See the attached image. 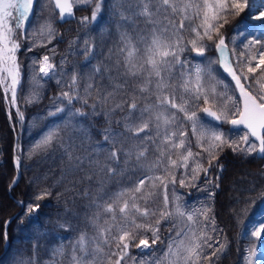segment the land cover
<instances>
[{
    "label": "snow or ice",
    "instance_id": "6c2138e0",
    "mask_svg": "<svg viewBox=\"0 0 264 264\" xmlns=\"http://www.w3.org/2000/svg\"><path fill=\"white\" fill-rule=\"evenodd\" d=\"M54 2L59 9L61 21L66 17H74L72 0ZM75 2L79 3V0ZM85 2L91 4L93 0ZM33 7L34 0H0V87L3 88L6 100L10 93L9 103L14 107L17 106L18 88L22 90V66L18 53L24 46V30L31 29ZM112 7L118 9L117 14L122 21L143 17L152 25L148 36H139L136 42L126 31L119 32L120 45L115 53L110 50V55L122 58L116 61V67L118 70L123 69L125 80L123 83H114L113 91L100 96L97 101L100 104L114 102L113 107L105 113L108 116L117 110L124 111L127 105V115L123 118L124 133H112L108 129L105 134V141L114 147L108 159L117 164V168L100 165L99 161L91 160L88 156L73 155L71 149L75 138L69 135L66 141L60 135L62 127L86 132L82 125H78L79 119L97 114V105H88L94 84L89 82L81 95L75 74L71 82L64 85L69 90L54 98L53 107L48 112L49 117H60L61 120L41 134L37 145L47 148L54 142L59 143L69 161V168L64 175L82 171L85 163L95 166L98 169L97 175H101V186L89 205L96 210L91 222L97 228V236L88 239L82 234L79 237L73 245L71 264H122V261L127 264V259L134 260L129 256L130 246L139 249L141 253L152 252V246L160 240L161 223H171L174 218L178 224L173 223L169 231L175 234L170 235L166 250L155 260V264H215L213 257L218 259L226 245L212 235L221 231L216 226L212 209L201 204L186 210L185 205L180 203V196L175 194V189L177 183L180 187H195L201 173L209 177L213 161L218 159V152L225 146L234 152L264 153V45L258 51H253V45L261 44L257 36L246 45L248 54L241 52L237 57L235 48L229 49L221 31L228 24L229 16H238L247 10V19L240 21L233 30V43L237 36L246 38L255 35L252 29L264 28V4L257 6L255 0H114ZM101 13L102 3L97 0L91 19L83 17L80 23L84 26L95 24ZM185 32L189 34L187 39ZM40 34L49 38L54 35L51 22L41 27ZM209 42L215 46V60L205 57V52L210 50ZM85 45L86 58H94L87 40ZM33 47L35 45L27 46L26 50L32 51ZM186 52L194 53L195 57L203 58L206 62L184 55ZM37 63L41 75L39 79L35 75L32 77L34 89L26 103L39 101L40 96L35 88L40 86V80L57 75L56 65L51 63L48 55L39 61L33 59V71ZM221 69L230 78L228 83L218 78ZM100 72V67L94 68L95 74ZM128 78L139 81L131 92L125 91ZM109 80L113 78L109 77ZM57 83L61 81L57 80ZM256 84H260L258 89ZM221 87L223 91H218ZM137 92L141 95L147 93L154 100L141 108L137 103ZM229 92L233 95H229ZM236 92L238 97L235 96ZM119 93H123L125 98L117 101ZM221 97L228 103L213 110ZM74 101L82 102L92 111L86 113L82 109L73 110ZM201 102L204 106L199 111L210 118L207 123L194 110ZM17 116L20 121L24 120V114L18 107ZM223 123L232 125L234 129L245 130L239 136V141L226 138L220 128ZM186 125H190L196 146L201 151L193 152ZM141 133L144 135L141 136ZM125 136L136 143L126 152L115 149V145L121 142L118 137ZM250 137L258 145L250 141ZM241 144L246 147L241 148ZM100 150L99 147L94 149L97 153ZM150 151L154 153L152 160L148 159ZM120 155L135 157L138 174L135 178L129 177L130 186L120 187L115 192H104L106 181L103 177L111 179L123 176L128 171L126 168L119 169ZM204 159L207 160V167L202 162ZM16 163L19 166V158ZM180 170L183 171L177 180L176 173ZM84 179L91 180L92 175H86ZM207 183L210 184L211 179ZM169 185L173 192L171 209ZM158 189L163 192L162 206H153ZM66 191L72 189L66 188ZM76 194L84 197L90 195L87 189ZM46 195H51V192L45 190L35 199L41 200ZM259 200H264V193L258 200L251 201L253 208ZM38 209L39 204L28 205L26 215L31 216ZM246 211L250 209L239 210ZM101 218H104L103 225L98 223ZM60 227L65 225L61 224ZM246 227L256 241L264 240V219ZM149 232L151 243L147 236ZM4 236L7 244L6 232ZM213 244H219V247L207 254L206 249H212ZM105 248L108 250L105 251ZM55 254L63 255V247L55 249ZM257 256V251L249 248L244 259L247 264H264V259H254ZM13 264L30 262L27 258L21 260L13 257ZM139 264H147V261L142 259Z\"/></svg>",
    "mask_w": 264,
    "mask_h": 264
},
{
    "label": "trees",
    "instance_id": "16d2710c",
    "mask_svg": "<svg viewBox=\"0 0 264 264\" xmlns=\"http://www.w3.org/2000/svg\"><path fill=\"white\" fill-rule=\"evenodd\" d=\"M37 1H34L33 12L34 8L35 11L38 10L36 5ZM96 2L97 0H93L91 4H86L84 8H75L74 17L67 21L61 23L57 21L56 26L61 38L57 37L54 39L48 45H52L51 49L46 52L43 51L44 47L40 48L36 45L32 48V51H27L26 47L32 46L33 44L30 45L31 40L23 36L24 46H22L21 51L18 53V59L22 66V90L18 88L17 91V100L19 99L17 101V107L21 112L25 110L23 112V114L25 113L23 121L19 120L16 112L17 107L15 108L14 106L9 107L8 112L10 117L7 116L8 112L0 88V264H13V257L21 260L27 258L30 264H71L70 255L73 251V245L76 244L79 237L82 234L88 239L97 236V228L91 222L96 210L89 205L92 203L93 197L97 195V190L101 186V175H97L98 169L95 166H89L85 163L82 171L78 170L74 173L64 175L69 168V161L59 143L54 142L47 148L37 147L41 139V134L49 127H52L55 122L61 120L60 117H53L52 120V117L48 116L47 107L50 108V104L53 105L54 98L58 97L63 91H66L65 87L59 85L52 78L42 79L43 86L39 93V101L36 103H26L30 89L29 78L31 76L32 66L30 62H32V59L37 54L49 56L53 54L52 58L54 57L55 60L65 57L69 61L74 62L78 80H81L80 73L85 72L87 79L95 87L97 86L93 90L99 94L96 96V93L92 91V95L88 97V105H97V114L87 119L80 118L78 121V125H82L87 130L86 132L89 133V136L94 139L95 143L91 151L95 155L91 157L81 153V146L77 137L79 133L77 131H72L71 128L63 129L62 127L60 135L66 141L69 135L75 138L73 148L71 149L73 155L80 156L81 154V156H88L91 160L99 161V164L117 168V164L111 160L109 161L108 159L109 164L105 161L106 156H109V153L114 150V147L111 143L105 141V136H102V132L115 126L116 121L114 120L118 116V111L113 113L115 116L113 114L111 116L105 115L111 108L104 109L103 106L97 103V99L107 92L113 91L114 83H123L125 80V76L122 75L123 69L118 70L116 67V61L122 58L116 55H110V50L111 53H115L117 47L120 45L119 32L126 31L133 37V41L136 42L140 35L148 36L152 25L143 17H133L132 21L127 22L122 21L121 17L117 14L118 9L112 7L114 0H100L102 3V13L98 21L95 24L88 23L86 26L82 25L80 23L81 18L87 16L89 20L91 19L92 10ZM255 3L259 6L264 4V0H255ZM247 15L246 10L238 16H229L228 24L221 30L223 35L227 37L229 49L235 48L237 57L240 56L241 52H245L246 55L248 54L246 45L257 36L260 38L261 44L253 45V51H258L261 45H264V35H260V33H264V28L259 27L252 29L255 35H248L246 38L237 36L235 43H233V30L240 21L247 19ZM176 22L178 24L179 18L176 19ZM118 25H122V27L118 28ZM184 35L186 39L189 37L187 32ZM74 37L83 41L84 51L86 47L85 40L88 41V46L91 47L94 58H86L84 52L73 55L63 54L65 53V50L63 51L64 43H67L69 39ZM209 43L210 50L205 52V57L215 60L217 57L215 46L211 42ZM184 55L191 56V53L188 54L187 52ZM203 61L206 62L204 59ZM95 67L101 68L99 74L94 73ZM109 77H112L113 80H109ZM218 78L223 79L225 83L230 81V78L222 70H220ZM136 83H139V81L128 78L125 91L131 92ZM255 87L258 89L260 84H256ZM229 93L233 95V93ZM136 95L137 103L141 108L154 100V97L148 96L147 93L141 95L137 92ZM117 96L118 100L125 98L123 93H119ZM203 106L201 102L199 107L194 109L197 110L201 119L202 116L199 108ZM75 109H82L86 113L92 111L90 107L83 105L82 102L74 101L73 110ZM124 110H127V105H125ZM180 115L182 116V114ZM35 117L40 123H38ZM223 126L226 127V124H223ZM186 127L189 129L192 148L196 152L197 146L193 145L196 143V138L191 134L190 125H186ZM119 128H122V125ZM16 129H18L17 132ZM15 132L18 135L14 140ZM227 138L232 140L231 136ZM118 139L122 142L125 138L118 137ZM97 147L101 149L99 153L94 151ZM13 148H15V158H19L20 161L18 166V179L15 183H13V178L16 173L12 162ZM115 149H118V143L115 145ZM122 149L125 152L128 151V147L124 146ZM198 150L201 151L200 148ZM131 160H135V157L128 158L120 155L118 167L119 169L126 168L128 171L123 176H116V178L115 176L111 179L103 177L106 181L103 188L104 192H115L120 187L130 186L131 180L129 177L135 178L138 174L136 172L132 173ZM205 160L202 162L208 165L207 160ZM180 172L177 171L176 174ZM240 173L246 174V179L241 180L238 185H234V191L228 196L230 192V176ZM86 175H92V179L85 180L84 177ZM62 176L63 179L61 180ZM201 178L202 180L213 178V185H210L211 187L209 188L212 194L209 207L212 209V215L214 214V217L216 216L215 220L218 222L216 223L219 230H221L220 235L226 244V250L219 256L221 259L219 257L215 259V264H236L241 254L244 255L247 251L249 243L246 235H242L241 227L250 211L239 212V210L242 208L253 209L251 201L258 200L259 196L264 193V157L256 158L254 155L245 156L240 151L234 152L231 148L225 146L222 151L218 152V159L213 161V167L210 169L209 177L206 178L202 174ZM57 181H60V183H57ZM66 188H71L72 191H66ZM85 189L90 194L88 197L76 194L77 192L82 193ZM45 190L51 192V195H46L43 199L36 200L35 197ZM162 200L163 192L162 189H159L155 197V201H157L155 206H162L160 204ZM260 201H258L255 207L258 206ZM30 204H39L38 211L31 214V216L26 215L27 207ZM238 212L239 215L237 216ZM14 213H16L14 218L4 226L5 220ZM98 223L103 225L104 218H101ZM61 224L65 225V227H60ZM164 229L165 223L162 222L160 236L163 234ZM4 232L7 233V244L5 242ZM147 236L149 242H151V233H147ZM61 247L64 249L63 255L55 254V249ZM66 250L68 252L70 251V255ZM107 250L105 248V251ZM261 250L264 251V248H261ZM129 252H133V246H130ZM77 254L79 255V253ZM68 256L69 259L67 258ZM258 259H264V255H259Z\"/></svg>",
    "mask_w": 264,
    "mask_h": 264
},
{
    "label": "rangeland",
    "instance_id": "374dc122",
    "mask_svg": "<svg viewBox=\"0 0 264 264\" xmlns=\"http://www.w3.org/2000/svg\"><path fill=\"white\" fill-rule=\"evenodd\" d=\"M72 2H73L74 9L77 8V7L78 8H82V7L86 6V4H87L85 2V0H79V3H76L75 0H72ZM36 5H37L38 10L35 11V8H34V12H33V15H32L33 16V20L31 22V29H30V31H28L27 29L24 30V37L29 38V40H31V44L30 45L33 44V45H36L37 47H40V48L44 47L43 51L46 52V51L51 49L52 45L51 46H48V45L51 42H53L54 39H56L57 37L61 38L60 37V32H59V30L57 29V26H56L57 14L53 10L51 0H38ZM34 13H35V15H34ZM46 22H51L52 28L54 29V35L51 38H49L47 35H41L40 34L41 27ZM225 38H227V37H225ZM263 40H264V37H263ZM73 41H75V43H73ZM226 43H227V39H226ZM53 46H54V44H53ZM64 50H65V53H63V54H65V55L81 54V53L84 52L83 41L81 39L77 38V37L71 38V39H69L67 41V43L66 42L64 43L63 51ZM52 55L53 54H51L50 56L48 55V56L50 58L51 63L56 65V72H57V75L53 76L52 79L55 82H57V80H60L61 83H58V84L63 86V87H65V90L68 91L69 88L67 86H64V85L66 83H70L71 82L72 76L74 74L77 76V72H76V69H75V64H74V62L69 61L65 57L58 58V59L55 60L54 57L52 58ZM43 56H44L43 54H40V55L37 54L34 59H37L39 61L40 59H42ZM195 59H197V58H195ZM201 59L198 58L197 60H199L201 62H204L203 59L202 60ZM62 60L64 61L63 64H61ZM32 61H33V59H32ZM30 65H32V62H30ZM38 68H39V64L38 63L35 66V71H33V66H31V76L29 78L30 79L29 80V86H30L29 93H31L33 91V89H34L32 77L35 75L39 79V77L41 75V74H39ZM80 74H81V80H78L79 81V89H80L81 95H83V90H84L85 86L90 81L87 79L85 72L80 73ZM233 85H234V82H233ZM42 86H43V80H40V86H37L35 88V90L38 93H40V90L42 89ZM0 88H1V91H2V94H3V101L5 102V107H6L7 112H8L9 107L12 106L9 103L11 95L9 93L8 94V100H6L3 88L2 87H0ZM218 91H223V88L222 87L219 88ZM229 95H230V93H229ZM113 103L114 102H108V103H104V104H100L99 103V104H100V106H103L104 108L107 109L111 105H113ZM226 103H228V102L223 97L219 98L217 100V104L213 108V110H217L218 108L223 107L224 104H226ZM52 107H53V105L50 104V108L47 109V113L49 112V110ZM112 107L113 106H111L110 108H112ZM229 107H230V105H229ZM117 111H118V116L115 118V120H116V122L114 124L115 126L111 127L110 129H111L112 133H124L125 130H124V126H123L124 125L123 118H124V116L127 115V110H124L121 113H120V110H117ZM7 116L10 117L9 116V112H8ZM137 116H138V113H137ZM201 116H202V114H201ZM202 121H204L205 123L208 122V120L204 119L203 116H202ZM137 122H139V121H137ZM223 124H226V127H224ZM223 124L220 125V128L225 133L226 138L228 136H231L232 140L239 141V136L243 135L244 131L243 130L231 131V130L228 129L227 123H223ZM121 125H122V128H119ZM17 130L18 129H16V132H17ZM16 132L14 133V140H15V138L17 136ZM77 132L79 133L77 135V137H78V142H79V144L81 146V149H80L81 153L82 154H86V155L91 156V157L93 155H95L91 151L92 148L94 147V143H95L94 139L91 138V136H89V133H87V132H83V133L80 132V131H77ZM105 134H106V130L102 132V136H105ZM143 135L144 134L141 133V136H143ZM124 138L125 139L122 142L118 143V149H122L124 146L128 147V149H129L131 147V145L134 143L133 140L126 139V136ZM250 141H252V140L250 139ZM193 145L196 146V143H194ZM240 146H241V148L246 147L243 144H241ZM14 147H15V145H14ZM192 150H193V152H195L194 148H192ZM198 151H200V150H198V147H197L196 152H198ZM14 152H15V148H14ZM14 152H13V155H12V159L14 158V160L16 162L17 159L15 158ZM240 153L245 155V156L246 155H254L255 156V152L254 153H247V152H244V151H240ZM263 157H264V155L262 156V158ZM153 158H154V153L152 151H150L149 155H148V159L152 160ZM105 161H106L107 164H109L110 160L108 161V155L106 156ZM131 161L132 162H131L130 165H131V168H132V173H134V172L138 173V170L136 168V161L135 160H131ZM100 165H102V164H100ZM204 166L207 167L208 165H205V163H204ZM15 167H16L15 168L16 172L18 173L17 163H16ZM180 171H183V170H180ZM180 173L176 174L177 175V180L180 179ZM202 174L203 173H201L200 179L196 182V186L195 187H180L179 183H177V185H176L175 194L180 196V203L185 205L186 210L188 208L193 207V206H197L198 207L201 204H206V205L209 206V202L211 201V198H209V194H210L209 188L213 185V178H209V179H211V183L209 184V183H207V180H202V178H201ZM246 177L247 176L244 173L232 174L230 176V186H229L230 192H229L228 196H230L232 191H234V185H238V183L241 182V180H245ZM168 196H169V201H170L169 208L171 209L172 208L171 201H172V197H173V192H172V186L171 185H169ZM211 197H212V195H211ZM19 205H21V204H19ZM251 210L249 212L250 216L248 215L249 218L247 217L246 218L247 221L245 220V222L242 224L241 233H242V235L243 234L246 235L247 239L249 240L247 249L253 248V249H255L257 251L258 256L259 255H264V251L263 250H258L259 247L260 248H264V240L256 241L255 238L250 236L249 231H248V229L246 227V225H251L253 223L258 222L261 219H264V200L260 201V203L258 204L257 208L255 207L254 209H251ZM164 223H165V229L162 232L163 234L160 236V240L157 241L156 245L152 246L153 251L152 252H148V253H141L139 249H137V248H135L133 246V252H129V256L133 257L134 260L133 259H127V264H139V262L142 259L147 261V264H155V260L157 258L161 257L163 255L164 250H166L167 244H168V239H169L170 235H174L175 234L174 231L170 232L169 229L172 228V224L173 223H177L178 224V221H177V219L174 218L171 223H167V222H164ZM215 223H216V220H215ZM216 226L219 229L217 223H216ZM212 235L214 236L215 239H218L220 241V243H224L225 244V242L223 241V239H222V237L220 235V232L218 234L217 233H212ZM149 243H151V242H149ZM217 247H219V244H213V248L212 249H207L206 253L210 254ZM225 250H226V246L222 250V252L219 253V256H221V254ZM246 254H247V251L244 253V255L242 254L240 256V258H238V261H237L236 264H247L246 260L244 259ZM258 256L255 257L254 259H258ZM215 259H216V257H213V261H215ZM122 264H124L123 261H122Z\"/></svg>",
    "mask_w": 264,
    "mask_h": 264
},
{
    "label": "water",
    "instance_id": "95a60500",
    "mask_svg": "<svg viewBox=\"0 0 264 264\" xmlns=\"http://www.w3.org/2000/svg\"><path fill=\"white\" fill-rule=\"evenodd\" d=\"M51 3H52L53 10H54V11L56 12V14H57V18H56V20H57L58 22L61 23V22L67 21L68 19L73 18V17H66L65 20L61 21V19H60V15H59V9H57V8L55 7V2H54V0H51ZM73 9H74V7H73ZM191 55H192L193 57H195V54H194V53H191ZM196 58H199V57H196ZM235 95H236V97H238V92H236ZM201 114H202L203 118H205V119H207V120L210 119V118L205 117V114H203L202 112H201ZM213 123H215V122H213ZM227 126H228V129L231 130V131H238V130H243V131H245V130L242 129V128H240V129H234L233 126L230 125V124H227ZM250 139H251L253 142L257 143V145H258V142L254 141V138L250 137ZM13 152H14V148H13ZM263 155H264V153H259L258 151L255 152V156H256L257 158H262ZM12 162H13V165H14V167H15L16 163H15L14 158L12 159ZM15 168H16V167H15ZM17 179H18V173L16 172V174L14 175V178H13V183H15V182L17 181ZM15 215H16V213L12 214L10 217H8V218L5 220V222H4V226H6L7 223L10 222V221L14 218ZM4 233H5V232H4Z\"/></svg>",
    "mask_w": 264,
    "mask_h": 264
},
{
    "label": "bare ground",
    "instance_id": "6f19581e",
    "mask_svg": "<svg viewBox=\"0 0 264 264\" xmlns=\"http://www.w3.org/2000/svg\"><path fill=\"white\" fill-rule=\"evenodd\" d=\"M74 7V6H73ZM78 8V7H77ZM84 8V7H83ZM76 17V16H75ZM33 20V19H32ZM141 36V35H140ZM264 37V36H263ZM186 54H187V52H186ZM189 54V53H188ZM112 56V55H111ZM73 57V56H72ZM113 58V57H112ZM109 59H111V58H109ZM214 59V58H213ZM78 60V59H77ZM197 60V59H196ZM202 60V59H201ZM82 64V63H81ZM77 66V65H76ZM80 67V66H79ZM31 84V83H30ZM24 87H26V86H24ZM30 87V86H29ZM95 87V86H94ZM95 88H97V86L95 87ZM104 88V87H103ZM25 89V88H24ZM105 90V89H104ZM98 91H99V89H98ZM25 92V91H24ZM93 92H95L94 90H93ZM103 92H105V91H103ZM110 92V91H109ZM96 93V96L97 95H99V94H97V91L95 92ZM100 93V92H99ZM17 94H18V92H17ZM20 94V93H19ZM24 94H26V93H24ZM30 94V93H29ZM118 95V94H117ZM18 96V95H17ZM95 96V97H96ZM99 97V96H98ZM118 97V96H117ZM18 98V97H17ZM19 100V99H18ZM17 100V101H18ZM90 100H91V98H90ZM93 100V99H92ZM98 100V99H97ZM118 100V99H117ZM36 103V102H35ZM93 103V102H92ZM111 105V104H110ZM111 106H113V105H111ZM110 106V107H111ZM17 107V106H16ZM15 107V108H16ZM31 107V106H30ZM99 107V106H98ZM109 107V106H108ZM109 107V108H110ZM28 108H29V106H28ZM100 108V107H99ZM102 108V107H101ZM47 109H48V107H47ZM105 109V108H104ZM104 109H103V115H104ZM108 109V108H107ZM11 110V109H10ZM37 110V109H36ZM42 110V109H41ZM6 111V110H5ZM40 111V110H39ZM107 111V110H106ZM4 112V111H3ZM11 112H12V110H11ZM17 112V111H16ZM23 112H25V110L23 111ZM120 112H122V111H120ZM39 113V112H38ZM42 113V112H41ZM12 114V113H11ZM25 114V113H24ZM35 114V113H34ZM34 114H32V115H34ZM114 115V114H113ZM36 116V115H35ZM98 116H100V115H98ZM108 116V115H107ZM115 116V115H114ZM36 118V117H35ZM48 118V117H47ZM113 118H115V117H113ZM14 119V118H13ZM37 119V118H36ZM40 119V118H39ZM29 120H30V118H29ZM38 120V119H37ZM52 120H53V117H52ZM51 120V121H52ZM112 120V119H111ZM55 121H56V119H55ZM102 121V120H101ZM107 121V120H106ZM105 121V122H106ZM114 121H116V120H114ZM53 122V121H52ZM83 122V121H82ZM111 122V121H110ZM38 123H40L39 122V120H38ZM46 123V122H45ZM49 123V122H48ZM54 123V122H53ZM108 123V122H107ZM113 124V123H112ZM49 125V124H48ZM102 125V124H101ZM110 125V124H109ZM108 125V126H109ZM85 126V125H84ZM87 126V125H86ZM112 126V125H111ZM31 127V126H30ZM87 128V127H86ZM105 128V127H104ZM32 129V128H31ZM102 129V128H101ZM30 131V130H29ZM35 131V130H34ZM87 131V130H86ZM20 132V131H19ZM35 132H37V131H35ZM90 132V131H89ZM31 133V132H30ZM34 133V132H33ZM32 133V134H33ZM75 133V132H74ZM28 134V133H27ZM39 134V133H38ZM67 134V133H66ZM18 135V134H17ZM29 136H31L30 134H29ZM38 136V135H37ZM41 137V136H40ZM36 138V137H35ZM38 139V138H37ZM16 148V147H15ZM84 153V152H83ZM16 155V154H15ZM84 155H86V154H84ZM80 156H81V154H80ZM16 163V162H15ZM88 167V166H87ZM94 167V166H93ZM21 171V170H20ZM115 178H116V176H115ZM118 178V177H117ZM122 178V177H121ZM204 179V178H203ZM159 190V189H158ZM157 190V191H158ZM159 201V200H158ZM163 201V200H162ZM161 201V202H162ZM156 203H157V201H156ZM160 204H162V203H160ZM31 205V204H30ZM155 206V205H154ZM257 208V207H256ZM254 209V208H253ZM252 211V210H251ZM214 215V214H213ZM250 216V215H249ZM253 217V216H252ZM215 218H216V216H215ZM249 218V217H248ZM251 218V217H250ZM257 218V217H256ZM247 221V220H246ZM217 222V221H216ZM218 223V222H217ZM27 226V225H26ZM222 226V225H221ZM22 227H23V224H22ZM221 229H222V227H221ZM23 231V230H22ZM27 231H28V229H27ZM24 233H25V231H24ZM227 239V238H226ZM69 245V244H68ZM70 246V245H69ZM67 248V247H66ZM64 250V249H63ZM259 250H261V248L259 249ZM67 251V250H66ZM64 252V251H63ZM68 252V251H67ZM70 252V251H69ZM68 252V254L70 255V253ZM225 254V253H224ZM228 255H229V253H228ZM242 255V254H241ZM67 256V255H66ZM70 256H72V254L70 255ZM226 256V255H225ZM131 257V256H130ZM63 258V257H62ZM68 259H69V256L67 257ZM67 258H66V260H67ZM220 258V257H219ZM221 259V258H220ZM235 260V259H234ZM68 261H70V260H68ZM217 261V260H216ZM1 262V261H0Z\"/></svg>",
    "mask_w": 264,
    "mask_h": 264
}]
</instances>
